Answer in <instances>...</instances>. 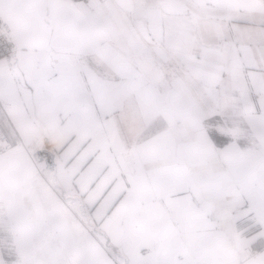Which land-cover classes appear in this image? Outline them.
I'll use <instances>...</instances> for the list:
<instances>
[{"label":"snow or ice","instance_id":"6c2138e0","mask_svg":"<svg viewBox=\"0 0 264 264\" xmlns=\"http://www.w3.org/2000/svg\"><path fill=\"white\" fill-rule=\"evenodd\" d=\"M0 264H264V0H0Z\"/></svg>","mask_w":264,"mask_h":264}]
</instances>
